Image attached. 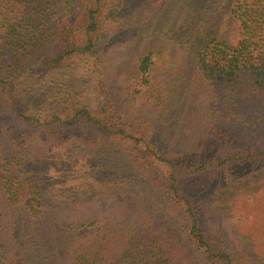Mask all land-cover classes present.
Masks as SVG:
<instances>
[{"label":"trees","instance_id":"1","mask_svg":"<svg viewBox=\"0 0 264 264\" xmlns=\"http://www.w3.org/2000/svg\"><path fill=\"white\" fill-rule=\"evenodd\" d=\"M143 38L123 108L105 55ZM112 192L179 240L140 205L70 217ZM54 219L58 264H255L234 233L264 262V0H0V264H56Z\"/></svg>","mask_w":264,"mask_h":264},{"label":"rangeland","instance_id":"2","mask_svg":"<svg viewBox=\"0 0 264 264\" xmlns=\"http://www.w3.org/2000/svg\"><path fill=\"white\" fill-rule=\"evenodd\" d=\"M141 0H136L137 3H140ZM156 39L143 38L137 41H128L120 44H113L109 47L108 51L105 55V67L107 71V85L111 90L112 95L115 97V100L121 104L123 108L129 106V101L127 100L128 96L126 94V86L129 80V77L134 74L135 71V61L134 55L139 52L142 48L156 43ZM133 108L130 109V112H134V114L138 115H146L148 117L154 118L160 124V130H164L167 137L172 136L177 131L181 130L184 133L191 134V129L199 128V121L195 119V122H187L176 126L171 123L170 120H162L160 118H156V113L151 110L149 104L144 103V101L134 100L132 101ZM134 109V110H133ZM193 117L195 113H193ZM190 128L189 131L186 129ZM257 175V172H254ZM40 174L39 176H41ZM252 181H255V176L252 177ZM123 203V204H131L133 206H141L146 212H148L151 216L155 218V224L157 228L164 232L166 237L169 240L178 241L179 237L177 235L176 229L165 220V218L161 215V213L157 210H154L152 207L146 204H140L135 199H130L125 193L120 192H112L107 195H103L100 198H96L90 205H82L77 206L74 210L71 211V216L68 215V209L59 212L56 214L58 218L62 221L66 216H70L75 220L82 222L84 218H91L100 213L103 209L109 208L112 205ZM226 217V215H225ZM60 220L54 219V221L46 224V233L50 243L51 248L54 252V260L55 263H59V259L63 253L64 247V229L59 226ZM91 227V226H90ZM90 227H79L76 232L83 233L90 229ZM231 228V226H228ZM236 234L238 236V244L239 248L244 251L245 257L249 262H255V264H264L263 260L258 256H255L256 249L252 246L250 238H244L242 235Z\"/></svg>","mask_w":264,"mask_h":264}]
</instances>
